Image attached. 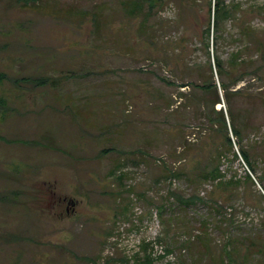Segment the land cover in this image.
<instances>
[{
  "label": "rangeland",
  "instance_id": "obj_1",
  "mask_svg": "<svg viewBox=\"0 0 264 264\" xmlns=\"http://www.w3.org/2000/svg\"><path fill=\"white\" fill-rule=\"evenodd\" d=\"M224 1L210 58V0H0V264H264V0Z\"/></svg>",
  "mask_w": 264,
  "mask_h": 264
},
{
  "label": "trees",
  "instance_id": "obj_2",
  "mask_svg": "<svg viewBox=\"0 0 264 264\" xmlns=\"http://www.w3.org/2000/svg\"><path fill=\"white\" fill-rule=\"evenodd\" d=\"M153 6H151L152 8ZM138 10H141V5H139V3H136L133 7H132V14H135ZM232 16V11H231V7H229L224 0H210L209 2V18L207 21V25L206 28L204 30V36L206 39V49H207V53L208 56H211V52H210V36L211 34L214 33L215 30L219 31V29L221 28V25L228 19H230ZM213 40V48H214V38ZM238 54V53H237ZM234 55L232 56V58L230 59L229 67H225L224 63L220 60V58L214 57V54L212 53V58H213V63H209L210 66V71H211V79L210 81H208L207 83H205L201 88L203 89L204 93L208 94L209 97L208 98H203V102L204 104L209 108V112H208V121L210 123L213 124H218L221 128V131L225 134V139L227 140V144L230 147V151H233V143H232V139L229 136V130L233 131V133L235 134V136L239 139L241 138V134L240 131L238 130V128L235 125V121H234V117L233 115L230 113H228V120L230 121V125L229 122L227 121V117L225 116V113L223 110H216V106L218 104L221 103V98H220V94H219V90L217 85L215 84L214 81V69H215V73L217 76H219L220 78L223 79V77H226L228 79V82L222 81L220 87L221 89L224 90V95L227 99H230V95H231V88L232 86L237 85L243 78H244V71H240V64H241V59L239 57V55ZM211 58V57H210ZM0 76H3V74H1ZM1 78V77H0ZM28 80L30 82H32L33 84H35V86H39L42 85L43 83L46 82V84H48L51 81L50 77H46V78H31L29 77ZM238 91H234L232 93H237ZM218 152V160L220 161L223 154L221 152H219V150L217 149ZM240 155L243 157V159L248 163V165L250 166V168L254 171V168L252 166L251 163V156L250 154L244 150L243 148H241L240 150ZM236 157H238V153H236ZM200 163H196L195 164V169L197 168H201L200 167ZM200 170V169H199ZM192 171H183L182 169H179L175 172L170 173L172 177H181L183 175L189 176L190 174H192ZM201 175L206 176L208 180H213V181H217L222 179L223 174L220 170V166L217 165L216 167H214L211 171H204L202 172L201 170ZM175 180V179H174ZM172 197H174L176 200H180V202L184 203V204H189V202H195L197 201L199 198L196 196H191V199H183L182 197L179 196V194L177 193H172ZM151 254L145 253V257L144 258H140L138 256H136L134 259H130L129 261L133 262L132 264H151L153 258L151 257ZM128 261V262H129ZM223 264H225L223 262ZM227 264H236L235 261H233L231 258L229 259V263Z\"/></svg>",
  "mask_w": 264,
  "mask_h": 264
},
{
  "label": "crops",
  "instance_id": "obj_3",
  "mask_svg": "<svg viewBox=\"0 0 264 264\" xmlns=\"http://www.w3.org/2000/svg\"><path fill=\"white\" fill-rule=\"evenodd\" d=\"M43 85L46 87V82H45V83H43L42 85H39V86H38V88H43V87H44ZM33 88L35 89V88H36V86H33ZM2 113H3V112H2ZM118 125H119V124H118L117 122H115L113 126H114V127H118ZM115 132H116V131H114V132H113V135H112V137H114V140H113V141H114V142H117V139H115V137L117 138V137H118V135H117V134H115Z\"/></svg>",
  "mask_w": 264,
  "mask_h": 264
},
{
  "label": "built area",
  "instance_id": "obj_4",
  "mask_svg": "<svg viewBox=\"0 0 264 264\" xmlns=\"http://www.w3.org/2000/svg\"><path fill=\"white\" fill-rule=\"evenodd\" d=\"M189 141H191V142H195L196 141V137H195V135H194V137L193 138H189ZM240 158L242 159V157L240 156ZM243 160V159H242ZM244 163V162H243ZM248 170V169H247ZM249 171V170H248ZM249 174L252 176V174H251V172L249 171ZM173 181V183H175V180H172Z\"/></svg>",
  "mask_w": 264,
  "mask_h": 264
},
{
  "label": "flooded vegetation",
  "instance_id": "obj_5",
  "mask_svg": "<svg viewBox=\"0 0 264 264\" xmlns=\"http://www.w3.org/2000/svg\"><path fill=\"white\" fill-rule=\"evenodd\" d=\"M59 200H60V202H64V203H67V201H68V199H66V198L59 199ZM68 204H71V205H73V204H74V202H73V201H68Z\"/></svg>",
  "mask_w": 264,
  "mask_h": 264
}]
</instances>
